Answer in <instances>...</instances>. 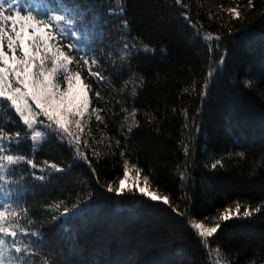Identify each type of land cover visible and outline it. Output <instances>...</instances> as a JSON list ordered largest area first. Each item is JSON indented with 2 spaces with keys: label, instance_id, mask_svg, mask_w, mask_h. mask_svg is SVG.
Instances as JSON below:
<instances>
[{
  "label": "trees",
  "instance_id": "obj_1",
  "mask_svg": "<svg viewBox=\"0 0 264 264\" xmlns=\"http://www.w3.org/2000/svg\"><path fill=\"white\" fill-rule=\"evenodd\" d=\"M24 2L40 8L32 12L38 18L55 10L75 19L87 40L80 56L102 61L105 77L101 84L82 62L71 65L90 97L79 147L91 168L68 137L32 142L0 102V129L21 133L7 154L37 164L14 166L10 191H0L13 209L22 202L21 224L39 233L24 238L37 252L24 264H264V210L243 216L245 208L264 209V0H21L26 13ZM125 164L171 206L109 193ZM237 202L241 214L220 221ZM194 220L221 224L208 247Z\"/></svg>",
  "mask_w": 264,
  "mask_h": 264
},
{
  "label": "snow or ice",
  "instance_id": "obj_2",
  "mask_svg": "<svg viewBox=\"0 0 264 264\" xmlns=\"http://www.w3.org/2000/svg\"><path fill=\"white\" fill-rule=\"evenodd\" d=\"M177 2L179 3L180 0ZM20 3L21 0H0V102H7L14 109L23 125L30 131L32 142L39 143L47 135H59L61 139L68 137L75 146L74 150L79 154V159L91 168V160L80 151L79 147L80 134L84 131L81 121L89 112L90 97L87 86L82 83L81 73L72 72L70 66L82 62L87 66L89 76L95 77L97 82L103 84L105 77L99 70L102 61L95 56H79L78 44L72 42L66 46L53 44V41L57 40V34L60 38L72 35L79 39L75 19L65 14H58L55 10L45 18H38L31 10L23 12L19 6ZM251 3L252 0H249V5ZM120 11L122 14L123 9ZM228 11L237 18L240 16L235 8ZM186 19L189 18L186 17ZM81 20L87 21V18L81 17ZM121 26L126 28L128 21L121 20ZM203 39L208 41L213 37L205 36ZM215 39L218 40L219 37ZM65 47L71 52L64 51ZM123 48L125 55H128L130 46L125 43ZM211 51L209 48V54ZM219 63L222 64L223 60L221 59ZM93 66H96L97 70L94 71ZM61 76L63 85L59 83ZM208 76L212 77L213 72L209 71ZM95 95L99 97L100 94L97 92ZM132 116L135 117L134 112ZM39 117L45 119H39ZM96 119L100 121L101 117L97 115ZM45 120L48 123H45ZM72 124L78 130L75 133L70 131ZM127 131L131 132L132 127L129 126ZM20 137V132L11 135L5 134L0 129V191H4L6 195L10 191L9 180L6 177L14 171V166L25 164L33 169L37 168V164L24 155L7 154L9 146L19 143ZM185 152H188L187 147ZM220 164L221 161L216 160L211 167L215 169ZM51 168L57 172L64 171L55 164H52ZM132 170L125 164L119 187L108 185L106 190L117 196L139 195L152 202H162L171 206L167 195H158L156 191L150 190L147 175L143 176L141 182L139 168H135L137 173L135 183H128L132 179L130 177ZM35 178L43 180L45 177L40 175ZM82 206L86 207L87 201L82 205L77 204L71 210L65 208L62 215H68L70 212L75 214ZM18 209H13L11 203L0 202V264H24L25 257L30 259L37 255L30 246L31 242L24 238L38 236L39 233L30 232L21 224L20 221L28 214V209L23 207L22 202L18 205ZM262 210L264 209L261 207L253 210L245 208L243 216L249 217L253 211L260 213ZM173 211L179 213L178 209L173 208ZM233 211L236 216L241 214V205L238 202L234 209L225 208L218 219L225 222L232 219ZM190 227L202 238L205 247H208L209 238L218 232L221 224L206 226L204 222L194 220Z\"/></svg>",
  "mask_w": 264,
  "mask_h": 264
},
{
  "label": "rangeland",
  "instance_id": "obj_3",
  "mask_svg": "<svg viewBox=\"0 0 264 264\" xmlns=\"http://www.w3.org/2000/svg\"><path fill=\"white\" fill-rule=\"evenodd\" d=\"M24 4L26 6L25 8L28 9V11L31 10L33 12L34 10H40V8L38 6H36V5L32 6L33 9H34L33 10V9H30L29 8V4H27L26 2H24ZM76 28L79 30L78 31V34H79V39L78 40H77V37L76 36L66 35V36H63V38H60L59 34H57V40L56 41H53V44L54 45H57V46H59V45H65L66 46L69 42L78 44L79 45V48H78L77 51H78V54L80 56L81 55L80 53L82 52V50H85L87 48V40H86V37L85 36H82V34H81L82 31L80 30V27L78 25H76ZM65 48H64V51H65ZM66 52H69V51H66ZM71 67L72 66H70V68ZM71 71L73 72V69L72 68H71ZM59 83H61V85H63V77L62 76L59 78ZM89 110H90V108H89ZM88 113L85 114V117H87ZM39 119H40V117H39ZM131 175H132V177H131L132 179L129 182H131V184L132 183L134 184L135 183V180H136V177H137V173L134 170H132ZM139 179L142 182L143 179H142L141 176H139ZM233 217H237L236 214H235V211H233ZM206 226H214V224L213 223H210V224H206Z\"/></svg>",
  "mask_w": 264,
  "mask_h": 264
}]
</instances>
